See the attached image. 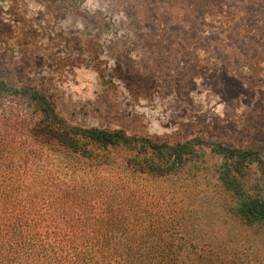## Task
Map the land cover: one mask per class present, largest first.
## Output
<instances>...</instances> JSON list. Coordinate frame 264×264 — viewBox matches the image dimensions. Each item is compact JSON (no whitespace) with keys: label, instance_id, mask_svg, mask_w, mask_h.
Masks as SVG:
<instances>
[{"label":"trees","instance_id":"16d2710c","mask_svg":"<svg viewBox=\"0 0 264 264\" xmlns=\"http://www.w3.org/2000/svg\"><path fill=\"white\" fill-rule=\"evenodd\" d=\"M259 236L257 151L82 127L0 79V264H264Z\"/></svg>","mask_w":264,"mask_h":264},{"label":"rangeland","instance_id":"374dc122","mask_svg":"<svg viewBox=\"0 0 264 264\" xmlns=\"http://www.w3.org/2000/svg\"><path fill=\"white\" fill-rule=\"evenodd\" d=\"M0 79L72 124L264 159V0H0Z\"/></svg>","mask_w":264,"mask_h":264}]
</instances>
